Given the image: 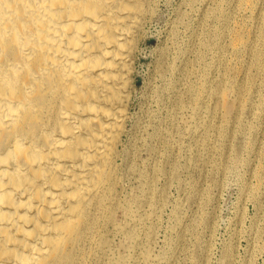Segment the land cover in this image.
<instances>
[{
    "label": "bare ground",
    "instance_id": "obj_1",
    "mask_svg": "<svg viewBox=\"0 0 264 264\" xmlns=\"http://www.w3.org/2000/svg\"><path fill=\"white\" fill-rule=\"evenodd\" d=\"M153 1L0 0V264L104 259L121 206L119 158ZM237 5L253 18L264 11L261 0ZM221 13L216 37L202 42L216 59L200 77L194 115L217 130L253 112L238 79L260 84L246 59L227 64L228 43L249 55L264 50L260 21L250 23L253 38L233 26L232 12ZM241 148H233L237 159Z\"/></svg>",
    "mask_w": 264,
    "mask_h": 264
},
{
    "label": "rangeland",
    "instance_id": "obj_2",
    "mask_svg": "<svg viewBox=\"0 0 264 264\" xmlns=\"http://www.w3.org/2000/svg\"><path fill=\"white\" fill-rule=\"evenodd\" d=\"M238 1H153L119 158L121 206L101 264H264V50L252 47L249 55L231 42L225 51L228 65L246 59L259 78L256 88L238 79L250 115L219 130L194 119L200 77L216 59L202 42L216 37L221 11L232 12L233 26L253 38L250 23L260 21L264 35V11L242 14Z\"/></svg>",
    "mask_w": 264,
    "mask_h": 264
}]
</instances>
